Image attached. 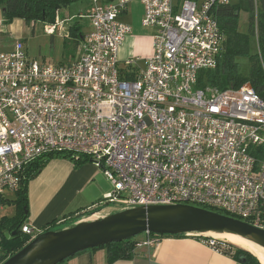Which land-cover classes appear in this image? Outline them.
<instances>
[{
    "label": "built area",
    "instance_id": "2783aa9c",
    "mask_svg": "<svg viewBox=\"0 0 264 264\" xmlns=\"http://www.w3.org/2000/svg\"><path fill=\"white\" fill-rule=\"evenodd\" d=\"M131 2L94 0L69 63L33 60L21 40L0 52V196L20 190L34 161L70 151L103 171L105 201L119 208L189 205L264 229V99L250 83L197 87L225 42L216 10L236 0H141L153 53L121 61ZM65 22L44 31L63 33ZM21 232L38 236L30 224ZM144 235L148 247L163 238Z\"/></svg>",
    "mask_w": 264,
    "mask_h": 264
},
{
    "label": "trees",
    "instance_id": "16d2710c",
    "mask_svg": "<svg viewBox=\"0 0 264 264\" xmlns=\"http://www.w3.org/2000/svg\"><path fill=\"white\" fill-rule=\"evenodd\" d=\"M76 1L78 0H0V8L4 9L5 21L8 24H12L15 19H22L27 25H32L35 28L38 23H55L57 18H60V12ZM242 8L247 9L250 13L249 33L256 35L257 31L259 37V55L253 58L251 76L249 78H244L240 74L237 63L238 57L249 53V37L238 30V20ZM216 16L220 30L225 37L224 46L218 57L217 68L201 71L197 87L205 90H227L231 88L237 89L245 83H250L255 91L264 99V0H236L232 5L218 7ZM77 27L73 28L74 33L72 34L77 38L76 47L79 45L80 40L78 36L81 32V29L77 31ZM79 37L82 38V36ZM69 38L72 37L69 36ZM54 158L70 159L76 167L92 162L89 157L83 154L68 151L43 156L30 164L23 175L21 188L16 192L14 199L0 198V207L11 204L17 207V214L11 219L12 225L10 229L12 237L3 240L1 243L2 255H0V264L32 241L31 237L21 232L22 225L27 224L25 220L28 211V184L39 175L47 162ZM210 210L231 216L219 210ZM93 212L95 210H87L76 215L73 214L74 216L66 215L50 223L41 233L51 230H61L59 227L62 225L66 227L74 226L77 221L91 215ZM137 243L138 241L135 237L127 241L105 246L112 250L110 263L118 259L131 258L135 253ZM214 248L225 254L232 255L234 258H244V264H261L259 259L251 252L230 242L218 240Z\"/></svg>",
    "mask_w": 264,
    "mask_h": 264
},
{
    "label": "crops",
    "instance_id": "0c3cea01",
    "mask_svg": "<svg viewBox=\"0 0 264 264\" xmlns=\"http://www.w3.org/2000/svg\"><path fill=\"white\" fill-rule=\"evenodd\" d=\"M99 1L107 4L111 0ZM0 11L4 13L3 8ZM3 17L5 19L4 14ZM22 24L26 25L22 19H15L10 24L11 31L21 30ZM128 37L122 47L127 43ZM13 45L8 44L3 50H10ZM151 51L153 53V49ZM102 173L92 162L76 167L70 159L49 160L39 175L28 184L25 223L30 224L40 234L50 223L66 215L74 216L73 214L87 210H109L107 214L118 211L119 207L115 205L102 207L108 194L113 191L112 184ZM8 194L16 196V193H7L0 198H9ZM16 214L17 207L13 204L0 207V255L2 241L12 237L11 219ZM145 239L144 234L136 237L138 243L135 253L128 259H118L110 263L112 250L100 247L80 252L59 264H244L241 258L237 259L216 250L198 238L166 236L156 247L144 245Z\"/></svg>",
    "mask_w": 264,
    "mask_h": 264
},
{
    "label": "water",
    "instance_id": "95a60500",
    "mask_svg": "<svg viewBox=\"0 0 264 264\" xmlns=\"http://www.w3.org/2000/svg\"><path fill=\"white\" fill-rule=\"evenodd\" d=\"M80 28L77 27V31ZM93 212L61 230L40 233L2 264H59L87 250L130 240L143 234L223 239L238 236L264 249V229L241 219L189 205H152L119 208L99 215ZM250 252V251H249ZM253 254V253H252ZM242 262L245 261L241 257Z\"/></svg>",
    "mask_w": 264,
    "mask_h": 264
},
{
    "label": "rangeland",
    "instance_id": "374dc122",
    "mask_svg": "<svg viewBox=\"0 0 264 264\" xmlns=\"http://www.w3.org/2000/svg\"><path fill=\"white\" fill-rule=\"evenodd\" d=\"M93 2L94 0H78L69 7L64 8L60 12V20L66 21L63 24V33H56L54 35L45 33L44 23L36 24L35 28L32 25L22 24L21 30L11 31L10 24L3 17V11H0V21L5 28V32L0 34V51H5L3 49L8 44L12 45L16 41L21 40L25 44L29 57L33 60L56 65L69 63L75 58L77 53V38L72 35L74 33L73 28L78 26L81 29L79 36H84L89 33L91 30V22L87 16V9L89 8V4ZM97 2L104 4L103 1L97 0ZM144 12V5L141 0H132L129 4L128 14L123 18L121 17L123 23L132 27V34L129 35L127 43L121 49L120 56L122 61L129 57H141L145 59L152 55L154 30L142 24ZM249 19V11L242 8L238 20V30L249 37V53L238 57L237 63L239 72L244 78L251 76L253 58L259 55L257 36L249 33ZM69 36L72 38H69ZM79 36L78 39L80 40L81 37ZM8 196L14 199L13 194H8ZM103 203L102 207L108 208L114 206L113 203L107 201ZM108 212L109 210L105 212L101 211L95 217L105 215ZM59 228L64 229L66 226L62 225Z\"/></svg>",
    "mask_w": 264,
    "mask_h": 264
},
{
    "label": "bare ground",
    "instance_id": "6f19581e",
    "mask_svg": "<svg viewBox=\"0 0 264 264\" xmlns=\"http://www.w3.org/2000/svg\"><path fill=\"white\" fill-rule=\"evenodd\" d=\"M39 235V234H38ZM217 238L223 239V240H227L230 243L239 246L240 248H243L245 250L250 251L251 253H253V255H255L259 261L261 262V264H264V249L251 244L250 242L238 237V236H234V235H215Z\"/></svg>",
    "mask_w": 264,
    "mask_h": 264
}]
</instances>
